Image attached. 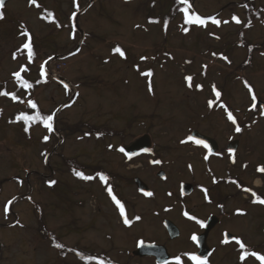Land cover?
<instances>
[{"label": "rangeland", "instance_id": "obj_1", "mask_svg": "<svg viewBox=\"0 0 264 264\" xmlns=\"http://www.w3.org/2000/svg\"><path fill=\"white\" fill-rule=\"evenodd\" d=\"M243 2L249 4L239 6ZM172 4V0H35V9L28 0H18L3 9L0 91L14 92L18 100L0 96V264H82L74 257L92 258L96 253L127 264L118 254L134 250L138 240L164 244L171 256L181 247L187 249L179 244L182 240L168 242L161 222L167 218L179 227L186 224L165 212L178 200V182L197 179L201 183L197 186H204L208 181L209 163L203 154L180 147L192 131L219 142L240 140L243 160L264 164V118L250 101L252 93L264 104V0L188 1V14L207 20L205 26L191 27L177 10L171 11ZM49 12L55 22L47 23L43 14ZM210 17L221 24H212ZM22 26L30 33L35 53L31 63L27 49H22L28 42ZM242 42L243 47L236 45ZM116 46L126 58L113 52ZM41 65L46 67L43 76ZM21 66L27 69L21 78L33 85L31 89L21 88L15 80L13 74ZM148 70L152 77L141 75ZM187 76L193 77L191 88ZM213 86L221 93L219 99ZM28 100L36 102L37 109H29ZM209 100L214 101L211 108ZM36 111L42 116L55 113L58 134L41 123L32 124L27 132L22 121L9 123L21 112ZM228 111L240 133L227 119ZM91 131L100 136L98 142ZM145 135L152 140L153 153L124 165L115 148ZM108 145L113 147L108 150ZM156 158L162 166L150 164ZM72 167L85 175L102 170L110 176L129 227L120 224L119 209L105 192L108 186L97 178L93 183L79 180L70 172ZM161 170L164 181L156 175ZM135 178L154 191L153 199L138 195ZM49 181L56 183L51 186ZM195 196L184 201L191 208ZM254 243L264 249L260 240ZM56 244L74 252L66 256L53 249Z\"/></svg>", "mask_w": 264, "mask_h": 264}, {"label": "flooded vegetation", "instance_id": "obj_2", "mask_svg": "<svg viewBox=\"0 0 264 264\" xmlns=\"http://www.w3.org/2000/svg\"><path fill=\"white\" fill-rule=\"evenodd\" d=\"M213 140L216 146L214 149L211 148L214 151L210 153L203 146L195 147L189 143L183 146L180 145V147H186L194 151V153H202L203 157L208 156V159L205 160L204 158V161L209 163V166L206 185L197 186V184H201L197 179H193L190 182H178V200L165 210L166 213H174L176 217H181L188 224H182L179 227L170 220L178 229V237L176 240L170 241L165 232L168 242L175 243L182 240L179 244H183L187 248H179L173 254V257L175 259V257L180 256L183 264H194L186 255H183L184 253L195 254L201 258L206 257L208 264H216L214 261L217 259H220V262H226L228 264H260L254 257L248 256L245 260L241 261L240 256L244 251H256L264 254V249H261L260 245L254 243L259 240L262 245L264 243V205L252 202L256 198L252 195L253 192L256 193V196L264 199V171H259L260 168L264 167V164L256 163L252 165L249 161L243 160L241 154L243 144L240 140L229 139L220 142L215 139ZM150 150L153 152L152 148ZM249 153L247 152L246 155ZM148 155L149 153L128 162L124 161L123 163L129 166L131 163ZM233 158L235 159V163H232ZM156 160L158 159L156 158ZM153 162L150 161V164H153ZM189 163H186L185 166H188ZM154 164H156L154 165L155 167L162 166V163ZM174 165H176L175 162ZM244 165L247 166L245 167ZM161 172L163 171L161 170ZM156 175L158 176L159 172ZM214 179L216 181L215 183L213 182ZM183 184L193 186L191 195L186 198L180 196V189ZM244 189L250 191H245ZM205 190L207 191L205 192ZM226 190L231 191V194L225 193L224 191ZM150 191L153 192L152 189ZM194 194L196 196L191 200L193 205L191 208L184 201L187 198H191ZM241 198L244 199V202L237 200ZM237 210H240L243 214H238ZM184 213H188L189 216H193L197 220L202 221L204 227H200L196 223V220L189 219ZM165 219L167 218H163L162 222ZM239 219L244 220L240 222ZM206 226L208 231L205 234ZM234 226H238V228L235 229L233 228ZM193 234L197 236V241L195 242L190 239ZM225 239L229 241L226 244L222 243ZM236 239H239L245 245L244 249H240L239 245L235 242ZM199 241H201V245L204 247L202 252L199 250ZM141 242L153 245H164L154 241L149 242L143 240ZM136 248L137 245L134 246V250ZM134 250L126 252L125 254L121 252L118 256L125 257L127 264L132 262H149L155 264L152 258L141 259L134 257L132 255ZM103 257L108 259L104 264H125L108 255L105 256V253Z\"/></svg>", "mask_w": 264, "mask_h": 264}, {"label": "snow or ice", "instance_id": "obj_3", "mask_svg": "<svg viewBox=\"0 0 264 264\" xmlns=\"http://www.w3.org/2000/svg\"><path fill=\"white\" fill-rule=\"evenodd\" d=\"M31 3H35V0H30ZM180 2L182 4H187L188 3V0H180ZM5 6V0H0V20L4 19V13L2 11V9L4 8ZM180 11L183 12L184 16H183V23L184 24H187V25H197V26H205L207 24V20L206 19H203L201 18L200 15L198 14H192V15H189L188 14V8H182L180 9ZM48 16L51 17L52 16V13H48ZM43 18V17H42ZM211 20V23L216 25V26H219L221 24V21L219 19H217L216 17H210L209 18ZM232 20H234L237 24L240 23V20L236 17V16H233L232 17ZM150 23H159V21H156V20H150L149 21ZM223 23L227 24L229 23V21L225 20L223 21ZM167 24H168V21H165V30L167 28ZM251 26V23L249 22L248 25H246V27H250ZM137 27H139V25H137ZM182 30L187 33L188 32V29L187 28H182ZM23 36L25 37H28V42L27 43H24L22 45V49H27V58H28V61L29 63H31L33 60H34V57H35V53L33 51V46L31 44V37H30V33L28 32V30L26 29V27L22 26V33H21ZM218 38V37H217ZM22 49L20 50H17V51H21ZM251 51V49H249ZM113 52L114 53H118L121 57H124L126 58L125 56V52L121 49L120 46H116L114 49H113ZM165 55H168L167 53ZM213 55H216L215 53H213ZM262 55H264V53H262ZM13 59H16V54L14 53L13 54ZM147 57H141V60H146ZM154 59V58H153ZM225 59H227L225 57ZM46 63V62H45ZM205 68L207 67L206 65L204 66ZM138 70V69H137ZM21 71H27V69L24 67V66H21V70L14 73V77H15V80L19 83V86L23 89H31L33 87V85L31 83H29L26 79H22L21 78ZM40 74L43 76L45 73H44V66L41 65V69H40ZM153 72L152 70H148L146 72H142L141 75L142 76H146V77H152L153 76ZM185 80L187 82V86L188 87H192V80H193V77L192 76H187L185 77ZM246 83V86L248 87L249 89V92H252V88L250 85H247V82ZM65 87L67 88V85H65ZM196 88L197 89H200L202 90V85H196ZM148 90L151 92L152 91V87H151V82L149 81V85H148ZM213 91L215 92V96L219 99L220 96H221V93L219 91H216L215 90V86H213ZM0 96H8L10 97V99L12 101H17L18 100V97L17 95L13 92V93H8L7 91H0ZM252 100H253V104H252V108L255 109L256 108V96L253 94L252 95ZM23 102V101H21ZM213 103L214 101L212 100H209L208 101V106L209 108H211L213 106ZM221 107H225L223 104L220 105ZM27 107L29 109H37V104L36 102L32 101V100H28L27 101ZM2 111V110H0ZM262 115H264V112L261 113ZM54 117H55V113L53 114H49V115H44L42 116L41 113L39 111H36V113L34 115H28V114H25L23 112L19 113L18 115H16L15 119L14 120H10L9 123H17V122H23L24 125H25V128L24 130L27 132L29 127L32 125V124H35V123H41L43 125V127H45L49 132H52L53 131V121H54ZM227 119L229 121H231V123L233 125H237V121L235 119V117L232 115V112L231 111H228L227 112ZM235 131L237 133H240L242 131L241 127L240 126H236L235 127ZM88 135V134H86ZM99 135V134H98ZM44 141L46 142L49 137L48 136H45L44 138ZM187 140L191 141L193 140V137L190 135L187 137ZM186 141L182 140L181 143H185ZM195 144L196 145H202L205 149H208L209 153L212 151L211 148H209V145L202 139H196L195 140ZM121 152H124V149L121 148L120 149ZM145 151H148L147 149ZM205 160L208 159V156H205L204 157ZM154 163H161V161L159 160H156L154 161ZM232 163H235V159L233 158L232 159ZM245 167L247 165H244ZM74 175L82 180H92V179H95V177L93 176H86L82 171H76L74 170ZM99 179L105 183H107L108 181V177L102 173H99ZM214 183L216 182L215 179L213 181ZM50 185L51 184H55L56 182L55 181H49L48 182ZM245 191H250L248 189H244ZM108 195L111 197V199L114 201L115 205L118 207L119 209V214L123 217V223L125 225H130L131 221L127 218V216L125 215V207H124V204L119 200L117 199V197L113 194L112 192V188L111 186H108L107 189H106ZM207 190H205L206 192ZM145 195L147 196H151L152 193L151 192H147L145 193ZM252 195L254 197H256L252 202L253 203H259L261 205H264V199H261L260 197L256 196V193H252ZM15 199V198H14ZM12 201H9V204H11ZM8 211V206L6 205L5 206V212L7 213ZM238 211V214H243L240 210H237ZM186 216H188L189 219L191 220H196V223H198L200 225V227H204V223L200 220H197L195 217L193 216H189L188 213H184ZM137 220L141 219L140 217H136ZM17 223H19L17 221ZM190 239L192 241H197V236L195 234H193ZM228 239H225L222 241V243H228ZM236 244L239 245L240 249H244L245 248V245L239 240V239H236ZM143 243V242H141ZM57 248H60V247H63L61 244H56L55 245ZM183 255H186L188 257L189 260L193 261L194 264H208V260L207 258H201L200 256L198 255H195V254H189V253H184ZM248 256H251V257H254L257 261L260 262V264H264V254H261V253H258L256 251H252V252H248V251H244L243 254L240 256V259L241 261L245 260ZM100 264H104V261H100ZM167 264V262H166ZM175 264H183V261L181 260V257L180 256H177L175 257Z\"/></svg>", "mask_w": 264, "mask_h": 264}, {"label": "water", "instance_id": "obj_4", "mask_svg": "<svg viewBox=\"0 0 264 264\" xmlns=\"http://www.w3.org/2000/svg\"><path fill=\"white\" fill-rule=\"evenodd\" d=\"M9 1H11V0H5V4ZM255 103H256V108L258 106H261L264 110V104L263 103H261L259 101H256ZM191 136L193 137V140H196V139L204 140L209 145V148L214 149V147L216 146L214 141L199 135L197 132H193L191 134ZM149 147H150L149 138L143 137V138L137 140L136 142H134L133 144H131L129 147L125 148L124 150H125L126 154L134 155V154H136L142 150L148 149ZM260 171H264V168H261ZM135 184L141 192H143V193L148 192L147 187L141 181L135 180ZM191 189H192L191 186L183 185L182 186V195L183 196L189 195L191 192ZM164 225L167 229V232L169 234L170 239H172V240L175 239L177 237V229L175 228V226L170 222H165ZM207 229L205 231V234L208 231ZM203 238H204V236H203ZM199 246H200L199 249L202 252L204 247H202L201 241L199 243ZM133 255L137 256V257H154L156 259L157 264H165L169 260V256L167 255L165 248L156 247V246L140 245L138 247V249L133 253Z\"/></svg>", "mask_w": 264, "mask_h": 264}, {"label": "trees", "instance_id": "obj_5", "mask_svg": "<svg viewBox=\"0 0 264 264\" xmlns=\"http://www.w3.org/2000/svg\"><path fill=\"white\" fill-rule=\"evenodd\" d=\"M173 1V4H172V7H171V11H173L174 12V10H177V13L178 14H182V11H180V9H182V8H187V5H188V3L187 4H179V3H177V2H175L174 0H172ZM189 2H191V0H188ZM243 4H249L248 2H246V3H242V4H240L239 6H242ZM176 13V14H177ZM188 13H190L189 11H188ZM167 21V20H166ZM55 133H56V130H55ZM96 132H94V131H91V133L89 134V135H91V137H93V138H96L97 136H96ZM105 135V134H104ZM98 140H99V138L97 137L96 138V141L98 142ZM95 173V175H98L99 173H102V174H104V175H106L105 174V172H103L102 170H97V171H95L94 172ZM99 176V175H98ZM108 181H110L109 179H108ZM55 249L58 251V252H63V251H65V248H62V247H60V248H57V247H55ZM74 252V251H73Z\"/></svg>", "mask_w": 264, "mask_h": 264}]
</instances>
